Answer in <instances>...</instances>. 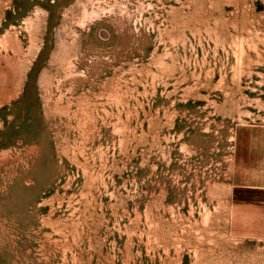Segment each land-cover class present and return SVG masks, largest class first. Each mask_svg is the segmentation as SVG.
<instances>
[{
  "label": "rangeland",
  "instance_id": "obj_1",
  "mask_svg": "<svg viewBox=\"0 0 264 264\" xmlns=\"http://www.w3.org/2000/svg\"><path fill=\"white\" fill-rule=\"evenodd\" d=\"M0 264H264V0H0Z\"/></svg>",
  "mask_w": 264,
  "mask_h": 264
}]
</instances>
